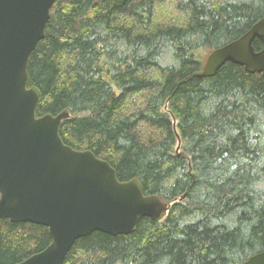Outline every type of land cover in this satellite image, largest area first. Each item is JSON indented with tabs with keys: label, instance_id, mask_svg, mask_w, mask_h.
<instances>
[{
	"label": "trees",
	"instance_id": "obj_1",
	"mask_svg": "<svg viewBox=\"0 0 264 264\" xmlns=\"http://www.w3.org/2000/svg\"><path fill=\"white\" fill-rule=\"evenodd\" d=\"M263 17L264 0L55 2L28 65V86L41 92L36 115L68 110L59 129L64 143L91 150L119 181L138 178L145 195L170 204L165 218L143 217L130 234L78 238L63 264H156L165 254L171 264H226L232 232L207 216L177 230L176 215L192 210L198 187L225 209L246 202L243 184L256 155L246 140L254 119L248 113L264 104V78L233 62L212 77L198 73L214 49ZM253 45L262 50L264 41ZM178 166L176 186L165 195L159 181ZM254 234L259 247L241 264L264 251V219ZM51 242L44 225L0 219V264L19 263Z\"/></svg>",
	"mask_w": 264,
	"mask_h": 264
},
{
	"label": "water",
	"instance_id": "obj_2",
	"mask_svg": "<svg viewBox=\"0 0 264 264\" xmlns=\"http://www.w3.org/2000/svg\"><path fill=\"white\" fill-rule=\"evenodd\" d=\"M56 1L0 0V219L44 225L52 238L16 264H63L78 238L94 231L130 234L141 218L162 220L170 208L159 195H145L138 178L119 181L108 161L64 143L59 129L68 110L36 115L41 92L28 86V65ZM255 39L264 41V17L214 49L198 76H215L233 62L264 78V48L257 51ZM244 264H264V251Z\"/></svg>",
	"mask_w": 264,
	"mask_h": 264
},
{
	"label": "clouds",
	"instance_id": "obj_3",
	"mask_svg": "<svg viewBox=\"0 0 264 264\" xmlns=\"http://www.w3.org/2000/svg\"><path fill=\"white\" fill-rule=\"evenodd\" d=\"M172 63L176 68L180 67L178 59L173 60ZM239 98L240 100L244 99L243 95H240ZM202 114L208 118L210 110L205 108ZM248 114L252 115L254 119L248 129L246 140L250 149L255 150L256 155L250 162L251 168L243 184L246 202H238L225 209L216 203L214 196L205 197L203 195L207 189L198 187L194 191L192 210L176 215L177 230L184 229L186 225L207 216L210 225L223 224V231L232 232L235 243H227L223 250L226 264H241L245 255L250 254L255 247H259L254 229L264 219V104L253 105ZM232 131L235 134L238 129ZM219 141L224 144L229 142L226 135H221ZM214 163H218V161ZM231 167L234 168L235 166ZM181 171L178 166L171 173L161 177L158 186L163 194L170 195L172 193ZM248 197L251 199H247ZM242 213H246V215H242ZM171 261L172 257L165 254L157 259L156 264H171Z\"/></svg>",
	"mask_w": 264,
	"mask_h": 264
}]
</instances>
